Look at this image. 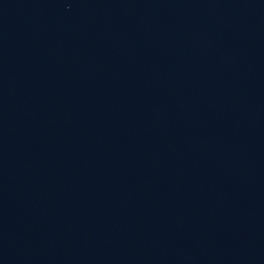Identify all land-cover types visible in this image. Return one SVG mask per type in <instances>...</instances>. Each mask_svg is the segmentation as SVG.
<instances>
[{
	"label": "water",
	"instance_id": "water-1",
	"mask_svg": "<svg viewBox=\"0 0 264 264\" xmlns=\"http://www.w3.org/2000/svg\"><path fill=\"white\" fill-rule=\"evenodd\" d=\"M264 241V0H0Z\"/></svg>",
	"mask_w": 264,
	"mask_h": 264
}]
</instances>
